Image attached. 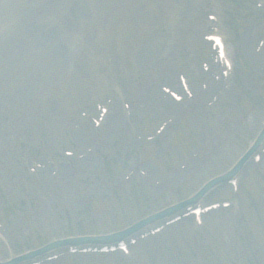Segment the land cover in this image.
<instances>
[{"label": "rangeland", "instance_id": "rangeland-1", "mask_svg": "<svg viewBox=\"0 0 264 264\" xmlns=\"http://www.w3.org/2000/svg\"><path fill=\"white\" fill-rule=\"evenodd\" d=\"M20 5L22 33H10L8 72L0 65V259L167 211L229 171L262 129L264 0H0L2 30ZM214 31L233 64L218 92L203 68ZM180 74L196 99L161 102ZM256 151L238 194L221 182L199 199L238 196L237 233L230 207L202 222L181 208L126 236L129 254L58 245L51 253H66L46 264H264V138Z\"/></svg>", "mask_w": 264, "mask_h": 264}, {"label": "water", "instance_id": "water-1", "mask_svg": "<svg viewBox=\"0 0 264 264\" xmlns=\"http://www.w3.org/2000/svg\"><path fill=\"white\" fill-rule=\"evenodd\" d=\"M238 167H239V165H238L233 171H235ZM233 171H232V172H233ZM230 174H231V173H230ZM230 174H228V175L222 177L221 179L228 178V177L230 176ZM193 200H194V199H191V200H189V201H186V202L180 203V204H178V205H176V206H174V207L168 209L167 211H163V212L159 213V214L157 215V217H161V216H163V215H165V214H167V213L174 212L175 210H177V209L183 207L184 205H186V204L189 203V202H192ZM152 219H153V218L145 219V220L139 222L138 224L134 225L133 227H131V228H129V229H126L125 231H122V232H119V233H115V234H113V235L104 236V237H102V236H101V237H94V238L92 239V241H94V242H102V241L119 240V239H121L122 237L126 236L127 234L133 232V231L136 230L137 228H139V227H141L142 225H144V223H146L147 221L152 220ZM82 241H84V240H82ZM49 248H51V246L46 247V249H49Z\"/></svg>", "mask_w": 264, "mask_h": 264}, {"label": "bare ground", "instance_id": "bare-ground-1", "mask_svg": "<svg viewBox=\"0 0 264 264\" xmlns=\"http://www.w3.org/2000/svg\"><path fill=\"white\" fill-rule=\"evenodd\" d=\"M226 56H228V55H226ZM167 76H168V75H167ZM168 77H169V76H168ZM171 77H172V76H171ZM212 85H213V89H215V88H216V85L213 84V83H212ZM157 99H158V96H156V95H152V100L156 101ZM165 103H167V104H171L172 102L166 100ZM113 123L116 124V121H114Z\"/></svg>", "mask_w": 264, "mask_h": 264}]
</instances>
